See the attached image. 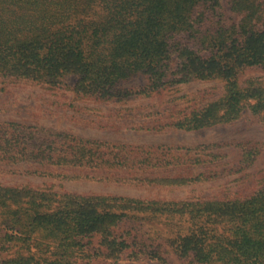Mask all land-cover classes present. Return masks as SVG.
Instances as JSON below:
<instances>
[{
    "label": "trees",
    "instance_id": "16d2710c",
    "mask_svg": "<svg viewBox=\"0 0 264 264\" xmlns=\"http://www.w3.org/2000/svg\"><path fill=\"white\" fill-rule=\"evenodd\" d=\"M258 70H264V0H0V80L7 81L0 83L44 85L73 111L68 89L76 99L119 103L199 80L213 84L188 106L176 102L151 112L153 124L140 128L195 132L246 115L264 124L263 77L241 79ZM141 76L142 87H123ZM9 112L0 107V114ZM224 147L236 152L234 160L223 161ZM261 152L252 141L135 145L0 119V176L151 188L231 178L215 194L185 198L0 182V225L11 231L0 248H20L0 264H92L94 240L113 264L124 258L168 264L165 251L138 236L146 220H164L172 231L167 247L190 264H264V168L249 171Z\"/></svg>",
    "mask_w": 264,
    "mask_h": 264
},
{
    "label": "rangeland",
    "instance_id": "374dc122",
    "mask_svg": "<svg viewBox=\"0 0 264 264\" xmlns=\"http://www.w3.org/2000/svg\"><path fill=\"white\" fill-rule=\"evenodd\" d=\"M250 75H259L264 79V70L249 71L241 79ZM0 82H7L0 80ZM69 88H73L75 77L67 79ZM146 84L141 76L123 84L125 88L137 89ZM213 82L194 80L190 83H179L153 94L149 97L137 96L127 102H94L92 100L76 99L71 90L66 91L67 100H72V107L62 105L58 101V94L44 85L18 83H0V107L11 112L0 114V119H24L28 122H38L59 130L69 131L80 136L113 143H127L135 145H164L195 147L219 141H252L261 148V155L249 169L254 171L264 168V124L249 120L248 115L242 119L226 125H218L200 131L185 132L166 127L161 130L140 128L151 126V112L158 111L173 103L180 102L181 106H188L187 100L195 96L204 87ZM188 102V103H186ZM57 103V105H55ZM153 119V118H151ZM107 121H113L108 124ZM227 156L223 161L234 160L236 152L229 147L221 149ZM231 179V178H230ZM220 181L216 183H203L193 186H180L171 188H151L146 185H132L118 183L112 180H75L59 179L47 176L8 175L0 176V182L10 185L29 184L37 188L51 189L55 192H70L79 194H101L122 196H166L185 198L192 196H210L215 194L222 185L229 183ZM222 183V184H220ZM224 183V184H223ZM129 224H125V226ZM8 230L0 225V243ZM8 232H11L10 230ZM139 235L145 237L147 244L158 245L159 250L168 259V264H190L179 259L167 247V238L171 227L164 220H146L142 227L137 228ZM134 234V233H133ZM8 246L6 243L5 247ZM17 245L0 248V260L9 258L17 253ZM92 264H113V261L104 257L101 248L94 240L88 249ZM22 252V251H20ZM118 264H160L148 258L132 260L124 258Z\"/></svg>",
    "mask_w": 264,
    "mask_h": 264
}]
</instances>
